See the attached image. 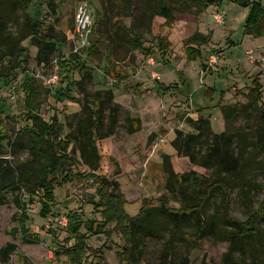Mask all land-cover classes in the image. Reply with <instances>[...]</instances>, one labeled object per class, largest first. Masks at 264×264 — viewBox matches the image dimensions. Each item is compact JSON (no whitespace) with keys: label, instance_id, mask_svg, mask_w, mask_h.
<instances>
[{"label":"rangeland","instance_id":"1","mask_svg":"<svg viewBox=\"0 0 264 264\" xmlns=\"http://www.w3.org/2000/svg\"><path fill=\"white\" fill-rule=\"evenodd\" d=\"M20 1L3 0L0 6L8 23V32L18 39L29 32V18L39 21L48 27L56 50L48 55L50 66H46L41 61L44 57H39L42 46L33 45L32 37H27L19 46L28 50L23 58L25 62L11 77L9 85L0 81V129L13 142L8 153L2 157L12 168L16 169L32 159L33 142L24 131L33 125L28 119V112L34 110L44 120L56 122L66 134L76 135L79 134L78 122L90 114L91 109L80 91L74 92L79 102L60 99L61 83L62 86L66 83L62 81L58 69V59H69L79 47L75 38V23L83 4L92 8L95 20L99 13L102 14L98 25L109 34L108 41H113L108 55L114 68L106 73L107 62L88 61L92 79L85 81L86 90L91 98L98 91L112 90L115 102L121 106L114 135L98 142L102 163L97 174L120 185L119 191L127 201L126 211L131 216L139 213L145 200L159 204L158 200L166 194L164 155L171 157L176 173L194 171L213 175L214 169H206L194 164L188 157L178 156L172 145L177 131L185 134L193 132L188 124L190 119L202 115L208 118L213 133H232L240 126L247 134L253 132L254 123L248 114L236 115L234 112L225 117L221 111V105L234 106L238 102L248 105V93L256 78L262 83L264 97V63L259 61L264 59V35L255 37L245 33L250 8L232 0H212L211 6L205 2L207 8L203 4H187L183 6V13L175 15L176 21L172 25L166 24L164 17L157 16L149 32L148 23L141 19L142 3L139 0H124L126 17L123 20L126 27L135 26V33L143 35L144 49H136L131 48L122 29L115 28L118 16L114 0H35L27 10L21 7ZM261 1L264 5V0ZM216 16H220V20ZM97 30L98 27L95 28L93 42L99 38ZM196 33L200 34L199 44H191V47L198 53H192L193 49L188 50L187 41ZM159 38L170 42L166 55L161 54ZM17 39L13 38L11 46ZM203 39L207 41L205 44ZM149 48L151 53L146 54ZM249 54H253L257 61L252 62ZM82 59L85 60L86 55L83 54ZM152 60L154 63H151ZM8 61L0 52V72L6 74L10 71L7 69L10 66ZM55 75L59 80L53 83L51 79ZM28 76L31 80L27 79ZM72 78L77 81L83 79L80 73L72 74ZM159 85L174 88L163 92ZM246 109L249 110V107ZM109 126V113H106L103 132H107ZM133 127L137 130L133 131ZM249 147L252 148L248 149L249 152L254 150L253 145ZM206 151V146H201L199 157ZM253 152V162L245 164L247 167L242 174L244 185L251 190L250 201L246 203L239 183L231 191L230 214L240 220H246L251 211L264 206V152ZM80 154L78 151L76 171L89 173L90 167L81 160ZM98 189L96 180L74 177L73 181L58 187L57 200L48 218L40 214L42 204L39 197L31 198L26 189L16 191L14 196L23 199L26 207L24 214L30 217L28 231L25 234L21 229L18 220L23 210L15 205L13 196H10L9 203L0 205V250L13 244L17 251L6 263L0 264L66 263V256L56 254L74 243L68 231V214L76 212L87 220L102 221V214L89 203ZM215 202L219 206L220 198L217 197ZM173 205L179 206L178 203ZM65 220L68 224L64 223ZM106 230V234L93 235L88 239L89 262L97 260L94 255L99 253L96 251L104 250L101 264H125L119 251L123 250L122 246L130 244L123 242L120 235L110 237V227ZM83 233H86L85 229ZM27 238L32 242H28ZM250 244L246 253L248 264H264V239L253 238ZM229 247L228 242L214 238H205L196 249L180 244L176 249V264H181L183 258L188 259L190 264H224V255ZM163 249L164 240H148L144 258L139 264H161ZM236 258L242 260L240 255Z\"/></svg>","mask_w":264,"mask_h":264},{"label":"trees","instance_id":"2","mask_svg":"<svg viewBox=\"0 0 264 264\" xmlns=\"http://www.w3.org/2000/svg\"><path fill=\"white\" fill-rule=\"evenodd\" d=\"M2 1L0 0V6ZM34 1L21 0L19 3L24 10H27ZM139 1L145 10L141 13V19L148 23L149 32L152 31V22L157 16L164 17L166 24L172 25L176 21L175 15L183 13L184 5L203 4L207 8L206 6H211L210 2H212V0L209 2L208 0ZM232 1L250 8L245 23V33L255 37L264 35V5L262 1ZM114 2L117 6L118 16L115 28L122 29L131 48L144 49L143 35L135 33V26L126 27L124 23L123 18L126 17L124 0H114ZM205 2L207 5L204 4ZM51 4L56 5L55 2H51ZM100 15L102 14H98L93 29L94 34L95 28L98 27L96 32L99 38L93 42L92 35L90 46L81 54H72L67 60L65 58L58 59L59 73L62 76V81L66 83L65 86H62L61 83L60 99L79 102L76 100L74 92L75 90L80 91L87 106L91 109L90 114L78 122V135L66 134L57 126L56 122L50 123L44 120L31 107L33 111L28 112V119L33 122V125L30 128L26 127L24 131L33 142L32 159L16 169L12 168L7 159L2 157L8 153V148L13 145V142L0 129V205L9 203L10 196H13L15 205L23 210L18 223L26 234L30 217L28 214H24L26 207L23 199L14 196L16 191L26 189L31 198L39 197L42 204L40 214L42 217L48 218L52 215L53 206L57 200L58 187H63L73 181L74 177L82 180L91 178L99 184V189L89 203L102 214L103 220H87L76 212L68 214V231L74 243L65 246L62 248V252L56 254L57 256L62 254L68 258L64 264H101L104 259V250L95 252L99 253L94 255L97 258L94 260L96 262H89L88 239L93 235L106 234L107 227L111 228L110 237L120 235L123 242L130 244V246H122L123 250L119 251L125 264H139L142 261L148 240H164L161 264H176L175 254L180 244L196 249L202 245L205 238H214L230 244L229 250L224 255V264H248L246 253L247 249L251 247L250 240L256 237H259L260 240L264 239V229L262 228L264 206L251 211L246 220H240L230 214V203L231 191L234 185L239 183L248 204L251 190L244 185L245 178L242 174L247 167L245 164H252L253 151L264 152V97L260 79L256 78L253 82L248 93V105L239 102L234 106L221 105V111L224 112L225 117L233 115L234 112L236 115L248 114L249 119L254 123L253 132L247 134L244 127L240 126L232 133L227 131L213 133L211 120L203 115L188 121L193 132L185 134L182 131H177V137L172 142L177 155L188 157L194 164L206 169H214L213 175H203L194 171L184 174L176 173L171 157L164 155L166 194L158 200L159 204L145 200L139 213L131 216L126 211L127 201L124 194L119 191L120 185L97 174L102 163L98 142L114 135L121 110L120 104L115 102V94L112 90L98 91L91 98L85 87V81L92 79L91 68L87 65L88 61L107 62L106 73L114 70L110 65L111 60L108 55L113 41L111 40V43L108 41L109 34L98 25ZM29 22V32L17 39L16 36L8 32V23L4 20V14L0 10V52L4 59H9L8 65L12 66L5 67L10 69L8 73L0 72V81L5 84L9 85L12 82L11 77L25 62L23 58L27 55L28 50L19 46L27 37H32L33 45L42 46L39 57L40 59L44 57L41 61L46 66H50L48 55L56 50V46L49 36V29L44 26L46 24L39 21L29 18ZM199 37L200 34L196 33L187 41L188 50L193 49L192 53L197 51L191 47V44H199ZM13 38L17 39L13 45L16 48L11 46ZM203 40L202 43L205 44L207 41ZM158 42L161 54L166 55L170 49V42L165 38H159ZM149 53H151L150 48L146 51V54ZM83 54L86 55L85 60L82 59ZM75 73H80L83 79L73 80L72 74ZM27 79L31 80L29 76ZM159 88L166 92L174 87L159 85ZM248 107L249 110L246 109ZM106 113H109L110 126L107 132H103ZM132 130L136 131L137 128L133 127ZM250 144L254 146V150L249 152L248 149H252L250 148L252 146L249 147ZM201 146H206L207 151L200 158L198 149ZM78 151L81 153V160L90 167L89 173L76 171L79 163L76 157ZM246 153H250L248 157L245 156ZM217 197L221 200L219 206L215 202ZM173 203H178L179 206L175 207ZM83 229L86 230V233H83ZM36 239L39 241L40 238L37 236ZM27 241L32 242L28 238ZM16 251L17 248L13 244L1 249L0 262L6 263ZM236 255H240L242 260L237 259ZM181 264L190 263L188 259L183 258Z\"/></svg>","mask_w":264,"mask_h":264},{"label":"built area","instance_id":"3","mask_svg":"<svg viewBox=\"0 0 264 264\" xmlns=\"http://www.w3.org/2000/svg\"><path fill=\"white\" fill-rule=\"evenodd\" d=\"M218 20H220V16H216ZM95 26V18L92 11V8L88 4H83L76 15V23H75V38L76 42L79 45L76 53H79L90 46L91 37L93 35V29ZM81 50V51H80ZM249 58L252 62H256V58L253 54H249ZM215 61V57L213 58ZM264 63V59L259 60ZM151 63H154L152 60ZM59 77L55 75L51 80L53 83H56ZM67 223V220L64 222Z\"/></svg>","mask_w":264,"mask_h":264}]
</instances>
